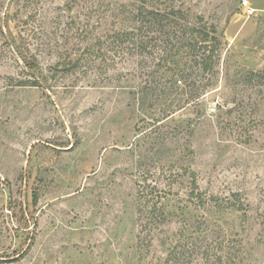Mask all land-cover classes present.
<instances>
[{
    "label": "rangeland",
    "instance_id": "1",
    "mask_svg": "<svg viewBox=\"0 0 264 264\" xmlns=\"http://www.w3.org/2000/svg\"><path fill=\"white\" fill-rule=\"evenodd\" d=\"M150 1L216 28L204 93L114 40L139 0H0V264H210L222 248L264 264V76L246 79L264 69V0ZM189 174L247 210L189 201ZM150 198L166 223L147 236Z\"/></svg>",
    "mask_w": 264,
    "mask_h": 264
},
{
    "label": "trees",
    "instance_id": "2",
    "mask_svg": "<svg viewBox=\"0 0 264 264\" xmlns=\"http://www.w3.org/2000/svg\"><path fill=\"white\" fill-rule=\"evenodd\" d=\"M159 0H156V2ZM154 2V3H156ZM157 4H165L164 0H160ZM155 5L150 0H139L137 6L132 12V16L136 26L128 31L116 32L114 40L124 43L127 41L133 49L146 51L150 54L155 51H161V59L164 56L168 64L174 66L171 70L172 88L181 91L180 95H187L188 89L194 91V96L204 93L207 89L214 86V79L218 76L217 67L220 62V41L217 36V30L213 25L208 27L201 24L200 21L191 24L185 16V13L179 9H175L170 5ZM168 51H171L168 55ZM167 53V54H166ZM186 57L189 61L182 60ZM176 58V60H175ZM27 65V64H26ZM29 65V64H28ZM264 69L261 72L247 71L248 80L260 79L263 77ZM209 75L212 81H207L206 84H198L197 80L202 75ZM201 91V92H200ZM192 98V97H191ZM179 168L174 169L177 172ZM189 201L195 200L198 206L212 205L213 207L222 210L231 208L235 212L244 213L247 210L238 199L237 194L232 196V199H222L214 195L205 196L197 185L194 174H189ZM172 187V185L170 184ZM33 202H36V196H33ZM159 201H154V198L146 200L141 208L137 210V218L139 221H144L145 226L143 231L148 235L157 229L160 225L165 224L164 209L158 206ZM167 211V210H166ZM182 210H180L181 212ZM222 243L225 244L223 240ZM177 250H171L165 260L160 264H176L184 257L185 253L178 254ZM232 254L228 251L220 250L210 262V264H224V260L231 258ZM171 259H173L171 261ZM235 259V257H232ZM174 261V262H173ZM234 261V260H233Z\"/></svg>",
    "mask_w": 264,
    "mask_h": 264
}]
</instances>
